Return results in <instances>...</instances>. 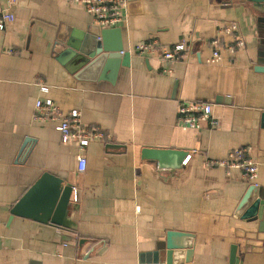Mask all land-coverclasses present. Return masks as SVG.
Returning a JSON list of instances; mask_svg holds the SVG:
<instances>
[{
    "label": "crops",
    "instance_id": "1",
    "mask_svg": "<svg viewBox=\"0 0 264 264\" xmlns=\"http://www.w3.org/2000/svg\"><path fill=\"white\" fill-rule=\"evenodd\" d=\"M10 1L15 21L0 33V264H164L168 232L192 235L185 245L194 254L183 264H230L233 246L241 264H264L259 221L237 213L252 184L240 169L208 165L250 149L264 196V5L127 0L128 22L110 46L122 40L127 55L152 41L168 49L185 41L186 53L177 61L122 55L115 69L83 73L53 56L61 26L98 41L107 30L83 5L0 0V10ZM232 24L245 43L234 52L236 33L226 34ZM215 50L221 60L208 64ZM47 100L64 115L79 111L84 126L110 138L85 150L64 144L55 121L34 119L37 103ZM192 101L212 104L219 125L182 129L179 106ZM145 149L184 151L190 159L182 169H161L142 159ZM44 173L73 187L67 229L10 220Z\"/></svg>",
    "mask_w": 264,
    "mask_h": 264
},
{
    "label": "water",
    "instance_id": "2",
    "mask_svg": "<svg viewBox=\"0 0 264 264\" xmlns=\"http://www.w3.org/2000/svg\"><path fill=\"white\" fill-rule=\"evenodd\" d=\"M252 2L254 7L264 5V0H243ZM122 37V30L107 29L98 36L80 33L61 26L56 36L53 56L66 64L73 62L74 69L111 70L119 65L121 52L124 51L122 40L114 47L109 45L111 35ZM125 57L128 56L124 55ZM264 70V69H261ZM264 72V71H262ZM22 156L26 158L28 153L23 150ZM188 153L177 150H154L145 149L142 152V159L149 162H156L161 169L176 171L182 169ZM73 187L66 185L61 179L44 173L40 179L25 193L20 201L11 210L10 220L14 217L30 219L36 222L51 225L59 230L67 229L65 217L72 199ZM237 213L251 222L259 221V231L264 232V196L260 195V188L251 185L241 201ZM192 238V235L178 232H168L166 235V253L164 264H183L182 258L186 255V263L191 262L194 254L193 247L185 245V241ZM69 241V238H64ZM237 257V247L233 246L231 251L230 264H241Z\"/></svg>",
    "mask_w": 264,
    "mask_h": 264
},
{
    "label": "built area",
    "instance_id": "3",
    "mask_svg": "<svg viewBox=\"0 0 264 264\" xmlns=\"http://www.w3.org/2000/svg\"><path fill=\"white\" fill-rule=\"evenodd\" d=\"M73 3L81 4L86 11L92 15L94 24L101 29L118 28L128 22V1L127 0H71ZM14 1L9 2V7L0 10V33L4 32L7 27L15 21V15L11 12ZM236 48H230L234 52L237 48H243L245 43L237 34V27L232 24L226 29L227 35H234ZM217 40L213 45L219 46ZM188 49L185 41L176 44L171 49L162 48L158 42L152 41L140 45L128 52V54H136L146 57H158L161 61H177L186 53ZM126 54L125 51L120 53ZM221 60L219 51L215 50L212 57L208 59V64H217ZM42 91H48V88L41 87ZM213 105L204 102H182L178 109V125L184 130L200 131L205 124L209 127L216 128L219 122L213 115ZM37 113L35 120L38 121H55L57 123L56 130L61 134L64 144L75 143L81 150H85L94 140L109 139L110 135H105L99 129H89L81 123V114L74 110L68 115H64L59 107L50 100L45 102L39 101L36 106ZM250 149H240L230 154L228 161H214L208 165L213 167H229L240 169L244 172L245 177L252 185H257L259 178L258 163L249 156ZM190 156L186 158L184 164L187 163ZM87 168V159L80 155L78 157V170L85 172Z\"/></svg>",
    "mask_w": 264,
    "mask_h": 264
}]
</instances>
